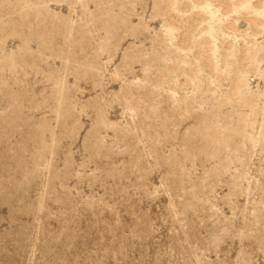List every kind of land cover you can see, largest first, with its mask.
I'll use <instances>...</instances> for the list:
<instances>
[{"label":"rangeland","instance_id":"374dc122","mask_svg":"<svg viewBox=\"0 0 264 264\" xmlns=\"http://www.w3.org/2000/svg\"><path fill=\"white\" fill-rule=\"evenodd\" d=\"M0 264H264V0H0Z\"/></svg>","mask_w":264,"mask_h":264}]
</instances>
